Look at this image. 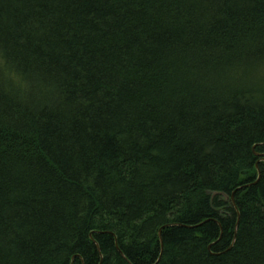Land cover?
<instances>
[{"label":"trees","instance_id":"1","mask_svg":"<svg viewBox=\"0 0 264 264\" xmlns=\"http://www.w3.org/2000/svg\"><path fill=\"white\" fill-rule=\"evenodd\" d=\"M0 264H264V0H0Z\"/></svg>","mask_w":264,"mask_h":264},{"label":"water","instance_id":"2","mask_svg":"<svg viewBox=\"0 0 264 264\" xmlns=\"http://www.w3.org/2000/svg\"><path fill=\"white\" fill-rule=\"evenodd\" d=\"M258 178H259V176H258ZM242 188H244V187H240V188H238V190H240V189H242ZM231 201H232V203H233V195L231 196ZM234 205V204H233ZM159 241H160V244L162 245V241H161V233H160V231H159ZM98 248V247H97Z\"/></svg>","mask_w":264,"mask_h":264}]
</instances>
